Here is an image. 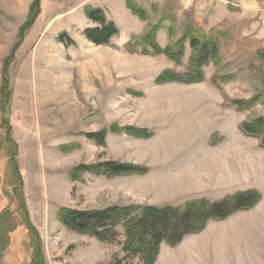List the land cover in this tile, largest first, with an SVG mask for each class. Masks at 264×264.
<instances>
[{
	"label": "rangeland",
	"instance_id": "374dc122",
	"mask_svg": "<svg viewBox=\"0 0 264 264\" xmlns=\"http://www.w3.org/2000/svg\"><path fill=\"white\" fill-rule=\"evenodd\" d=\"M131 1L146 18L133 14L126 0H40L19 40L32 0H0V89L3 74L10 87L8 97L0 94V225L9 240L0 264L30 262L26 219L39 236L44 264L117 258L141 264L139 254L124 249L121 224L114 240L102 241L62 225L61 208L177 207L256 191L257 220L264 226V202L257 206L264 193V132L253 136L242 129L264 116V0ZM87 8H100L117 27L108 43L85 37L86 28L98 25L87 18ZM159 16L171 17L156 35L161 48L176 45L188 27L215 39L202 81H155L164 71L186 72L196 56L189 40L179 63L140 53L138 39ZM61 32L69 40L61 41ZM254 96L260 100L248 107L236 104ZM127 127L144 135L127 133ZM102 131V145L88 136ZM108 161L145 172L71 177L79 164ZM235 226L209 219L173 245L161 242L154 264H226L227 249L238 248L234 238L242 236ZM253 248H262L260 242Z\"/></svg>",
	"mask_w": 264,
	"mask_h": 264
},
{
	"label": "trees",
	"instance_id": "16d2710c",
	"mask_svg": "<svg viewBox=\"0 0 264 264\" xmlns=\"http://www.w3.org/2000/svg\"><path fill=\"white\" fill-rule=\"evenodd\" d=\"M127 8L137 15L140 19L146 18V12L135 5L131 0H126ZM40 0H32L26 19L19 27V40L33 24L38 15ZM86 16L88 19L97 23V26L86 28L83 33L85 37L95 44H105L108 40L118 34V29L115 24L109 21L104 12L100 8H87ZM171 17L159 16L154 24L149 25L146 33L138 39L140 53L146 55H164L171 61L176 63L184 52V42L189 40L190 48L196 51L195 59L192 61L190 68L184 73H175L171 71L161 72L155 81L158 83L164 82H182V83H197L203 80L202 67L207 63L206 50L210 45L215 44V39L208 37L204 32H197L193 28L188 27L184 34L174 43L173 47L168 46L161 48L157 41V32L164 28L162 23ZM171 33V28L169 29ZM172 38V37H171ZM61 41L69 40L65 32L59 34ZM126 43L125 46H127ZM131 51H135L132 49ZM6 93L10 95V87L5 74L1 79L0 94ZM257 100L259 96H254L250 100L236 102L241 107V103H245V107L250 106ZM5 106V107H4ZM2 105L3 110L6 109V104ZM115 128H111V130ZM242 129L250 135L256 136L264 132V116L258 117L248 123L242 125ZM127 133L134 136H142L144 133L141 130H136L131 127L125 128ZM105 131L101 133L95 132L88 134L98 145L104 142ZM264 146V136L262 138ZM81 171H92L95 173H106L108 175L144 173L145 169L129 163H118L108 161L95 165L79 164L72 172L71 177L76 179ZM259 194L256 191L246 193H238L233 197L226 198L219 202L209 203L206 200L192 201L187 205L172 207V206H110L103 210H87L81 211L70 208H61L57 212L59 222L70 230L78 233H84L95 236L102 241H112L115 239L117 231L115 227L121 224L125 229L124 249L131 254H139L141 264H154L156 255L161 242L169 244L177 243L181 238L189 233L200 231L209 219H223L229 216L232 212L248 208L257 203ZM24 209V204H20ZM2 214V213H1ZM0 214V219L1 215ZM28 232L27 247L31 250V259L28 264H44L43 254L40 249V240L35 228L24 220ZM103 227L104 230H100ZM9 240L5 237V232L1 231L0 225V258L4 250L8 246ZM108 264H122L119 258L109 262Z\"/></svg>",
	"mask_w": 264,
	"mask_h": 264
},
{
	"label": "crops",
	"instance_id": "0c3cea01",
	"mask_svg": "<svg viewBox=\"0 0 264 264\" xmlns=\"http://www.w3.org/2000/svg\"><path fill=\"white\" fill-rule=\"evenodd\" d=\"M260 194L261 200L257 206H260L264 202V193L260 191ZM259 213L260 210H257L255 205V207H252L250 210H244L224 218L230 220L231 223L236 225L233 232L240 231L242 234V236L240 235L239 240L234 238V240L237 241L235 247H238L239 249L231 247L227 249V251L230 252L228 254L229 259L226 260V264H264V226L261 227L260 222L258 223L257 219ZM208 228L209 226H207L205 230ZM251 228H254L252 230L253 235L249 238V229ZM254 238L258 241H252ZM257 242H260L262 248L250 250L251 248L255 249L253 248V245ZM252 255L254 257H252Z\"/></svg>",
	"mask_w": 264,
	"mask_h": 264
}]
</instances>
